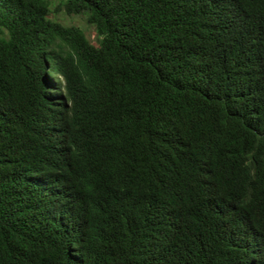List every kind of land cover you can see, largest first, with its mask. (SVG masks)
I'll use <instances>...</instances> for the list:
<instances>
[{"label": "trees", "instance_id": "1", "mask_svg": "<svg viewBox=\"0 0 264 264\" xmlns=\"http://www.w3.org/2000/svg\"><path fill=\"white\" fill-rule=\"evenodd\" d=\"M59 1L0 0V264H264V0Z\"/></svg>", "mask_w": 264, "mask_h": 264}, {"label": "rangeland", "instance_id": "2", "mask_svg": "<svg viewBox=\"0 0 264 264\" xmlns=\"http://www.w3.org/2000/svg\"><path fill=\"white\" fill-rule=\"evenodd\" d=\"M51 10V18L65 26H77L83 29L85 36L93 44L96 42V33L92 26L86 23L85 15H67L59 0H47ZM60 7V8H59Z\"/></svg>", "mask_w": 264, "mask_h": 264}]
</instances>
